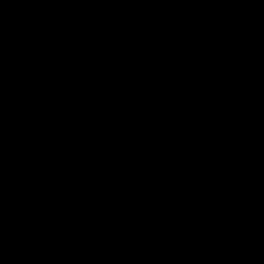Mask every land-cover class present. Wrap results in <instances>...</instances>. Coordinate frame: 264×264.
Segmentation results:
<instances>
[{"label":"water","instance_id":"obj_1","mask_svg":"<svg viewBox=\"0 0 264 264\" xmlns=\"http://www.w3.org/2000/svg\"><path fill=\"white\" fill-rule=\"evenodd\" d=\"M0 264H264V0H0Z\"/></svg>","mask_w":264,"mask_h":264}]
</instances>
